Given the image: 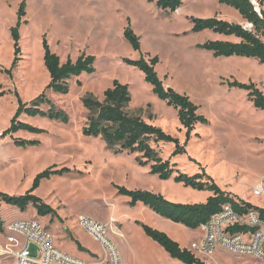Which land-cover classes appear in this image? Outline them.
I'll list each match as a JSON object with an SVG mask.
<instances>
[{"label": "rangeland", "instance_id": "obj_1", "mask_svg": "<svg viewBox=\"0 0 264 264\" xmlns=\"http://www.w3.org/2000/svg\"><path fill=\"white\" fill-rule=\"evenodd\" d=\"M22 1L25 16L19 28L18 62L10 76L0 73V193L24 195L34 177L52 166L70 172L41 181L34 192L53 213L38 216L32 206L20 211L1 204L5 226L16 220H36L52 235L56 248L92 261L100 258L103 250L78 225L79 217L85 216L107 227V237L122 264H180L173 259L169 263L166 253L136 222L168 229L188 249L201 239L200 230L185 231L141 204L128 206L129 198L119 195L115 186L160 193L171 202L187 204L196 203L195 191L173 180L158 179L150 174L149 166L135 162V155L116 154V148L107 146L100 137L83 136L89 112L81 100L89 94L101 100L114 80L128 86V113L147 116L185 145V154L174 158H170L173 144L154 145L163 160L169 159L176 170L190 176L204 171L225 192L264 208V195H252V189L264 180V112L254 107L247 91L228 86L237 81L256 87L264 79V65L245 57L214 58L212 53L196 48L216 40L218 34L208 30L192 33L191 17L232 20L216 0H183L174 13L159 10L146 0H0V70H9L15 58L10 29L15 26ZM255 1L264 11V0ZM127 19L139 37V51L123 38ZM245 24L241 21V26ZM43 39L61 63L75 61L83 54L94 56L95 72L68 80L66 95L45 90L49 75L43 64ZM152 57L158 58L155 71L164 87L186 95L207 120L206 125L194 127L187 143L177 112L153 95L138 69L122 62ZM42 93L56 110L68 116V121L21 114L17 119L20 123L43 132H10L17 101L30 107ZM40 108L49 109L46 104ZM15 140L37 144L21 146ZM5 244V234H0V246ZM198 259L205 264H258L251 257L222 248ZM0 264H12V260L2 259Z\"/></svg>", "mask_w": 264, "mask_h": 264}, {"label": "trees", "instance_id": "obj_2", "mask_svg": "<svg viewBox=\"0 0 264 264\" xmlns=\"http://www.w3.org/2000/svg\"><path fill=\"white\" fill-rule=\"evenodd\" d=\"M154 3L157 9L176 12L182 5V0H146ZM220 4L230 7L237 11L240 17L251 25V31L243 29L238 24L214 18L200 19L190 18L192 25L191 32L199 33L205 30L218 35L233 36L239 40L237 43L227 41H206L196 45V48L212 53L214 58H252L264 65V11L260 10L257 14L249 0H218ZM25 2L22 1L17 10V20L15 26L10 29V35L14 42V55L11 68L0 70V73L11 75L13 68L18 62L17 56L20 54L18 46L19 28L25 16ZM123 30V38L129 43L134 51L140 50V41L129 26ZM43 64L49 75V83L45 90L55 94L66 95L68 93L67 81L77 78L82 74H93L96 58L92 55H81L75 61L67 59L64 63L60 62L58 55L53 53L45 39L42 40ZM125 65L138 69L144 77V81L151 86V92L168 107H172L177 112V118L181 127L185 131L187 143L191 133L197 124L206 125L207 120L203 115L198 114V107L183 94H179L171 88H165L163 82L158 78L155 66L158 58L152 57L148 60L140 58L138 60L123 59ZM230 88L245 90L254 107L264 112V96L256 89L255 85L242 84L237 81L228 83ZM131 102L128 86L119 83L117 80L112 82L110 88L102 94V99L98 100L92 95L85 96L82 106L89 112L85 125L82 127V134L85 137H100L109 147L116 148L115 153H127L135 155V162L140 166H149L150 174L155 175L162 181L173 180L181 184L184 188L192 189L197 192H208L210 196L204 203H175L167 200L160 194L148 191L129 190L125 187L115 186L117 193L129 198L128 206L135 207L141 204L161 218L174 224L181 225L189 230H197L205 224L213 215L219 213L224 205L243 214L249 210L258 213L261 221L264 222V208L254 206L222 190L214 180L204 171L194 175H187L176 170V164H171L170 160H163L154 145L159 143H171L174 145L170 158L185 154V145H180L179 141L161 128L145 122L140 115H131L127 108ZM18 108L11 120L10 132L25 130L31 133H42L43 131L27 124L20 123L17 119L21 114L29 117H42L50 120L62 122L68 121V116L62 110H56L51 101L45 98L42 93L33 100L28 107L27 104L17 101ZM42 104L48 105L49 109L41 110ZM0 137H3L1 134ZM16 145L37 144L36 141L15 140ZM67 168L57 169L52 166L41 173H38L32 182L31 188L20 196H10L0 193L1 204L12 206L20 211H24L28 206L35 208L38 216L51 214L54 211L46 205L40 198L34 195L41 181L52 176H63L69 173ZM143 234L156 243L171 259L177 260L180 264H205L196 258L188 249L181 248L177 242L172 240L164 232L152 227L137 223ZM237 231H240L237 229ZM0 234H4V223L0 216ZM78 245L80 250H83Z\"/></svg>", "mask_w": 264, "mask_h": 264}, {"label": "built area", "instance_id": "obj_3", "mask_svg": "<svg viewBox=\"0 0 264 264\" xmlns=\"http://www.w3.org/2000/svg\"><path fill=\"white\" fill-rule=\"evenodd\" d=\"M249 1L260 15L259 4L255 0ZM242 27L247 31L252 28L248 23ZM256 89L264 96V79L257 84ZM252 195H264V180L252 189ZM78 225L100 244L103 250L100 258L86 261L72 257L54 246L52 235L38 221L21 220L6 224V244L0 246V260L11 259L12 264H122L118 250L107 237L105 225L85 216L79 217ZM199 230L202 233L201 239L189 245V251L198 258L210 256L222 248L264 264V222L256 211L239 214L231 206L224 205Z\"/></svg>", "mask_w": 264, "mask_h": 264}, {"label": "crops", "instance_id": "obj_4", "mask_svg": "<svg viewBox=\"0 0 264 264\" xmlns=\"http://www.w3.org/2000/svg\"><path fill=\"white\" fill-rule=\"evenodd\" d=\"M217 1V3H218V5H219V7L223 10V13L226 15V16H230L231 17V19L232 20H224V21H227V22H229V23H234V24H238V25H240L241 26V21H244L241 17H240V15L237 13V11H235V10H233L232 8H228L227 6H224V5H222V4H220L219 3V1L218 0H216ZM182 2H183V0H182ZM182 7V6H181ZM180 7V8H181ZM227 7V8H226ZM198 18H200V17H198ZM200 19H207V18H200ZM245 22V21H244ZM191 27H192V25H191ZM218 39H220V40H218ZM216 40H218V41H227V42H232V43H237V42H239V40L237 39V38H235V37H233V36H229V37H222V36H219V35H217L216 36ZM257 61V60H256ZM258 62V61H257ZM140 117L145 121V122H147V123H149V124H155L152 120H150V119H148V117L147 116H141L140 115ZM155 126V125H154ZM195 193V195H194V197H196L197 199L194 201V202H196V203H204L205 201H206V199L210 196V193H208V195L207 194H202V193H196V191L195 192H192V194H194ZM155 194H157V193H155ZM158 194H160V193H158ZM163 197H165V196H163ZM193 202V201H192ZM139 204H137L136 205V207L138 206ZM16 221H18V220H16ZM183 227V226H182ZM4 228H5V223H4ZM170 228H171V226H170ZM185 228V227H184ZM183 228V229H184ZM156 230H158V231H161V232H164L165 234H167L172 240H174L175 242H177L178 244H179V246L181 247V248H185V249H188V246H186V245H184V244H181V242H180V240H179V238L176 236V235H174L173 233H171V232H169V231H167L168 229H166V228H162L161 226L160 227H157V229ZM185 231H190L189 229H187V228H185L184 229ZM197 230H199V229H197ZM143 233V232H142ZM189 250V249H188ZM165 253V252H164ZM167 255V254H166ZM168 256V255H167ZM169 257V256H168ZM167 257V259H168V262L169 263H171L172 262V260H171V258L169 257L168 258Z\"/></svg>", "mask_w": 264, "mask_h": 264}]
</instances>
